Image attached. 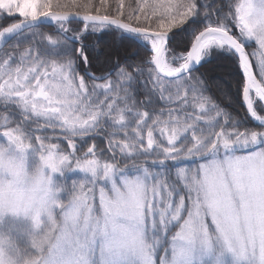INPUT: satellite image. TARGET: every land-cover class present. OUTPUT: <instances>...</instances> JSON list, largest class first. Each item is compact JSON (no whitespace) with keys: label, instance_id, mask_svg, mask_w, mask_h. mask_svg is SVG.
Returning <instances> with one entry per match:
<instances>
[{"label":"snow or ice","instance_id":"obj_1","mask_svg":"<svg viewBox=\"0 0 264 264\" xmlns=\"http://www.w3.org/2000/svg\"><path fill=\"white\" fill-rule=\"evenodd\" d=\"M0 264H264V0H0Z\"/></svg>","mask_w":264,"mask_h":264},{"label":"rangeland","instance_id":"obj_2","mask_svg":"<svg viewBox=\"0 0 264 264\" xmlns=\"http://www.w3.org/2000/svg\"><path fill=\"white\" fill-rule=\"evenodd\" d=\"M175 227H176L175 224L170 225L168 228V234L166 236H162L160 238V242H159L157 249H156L157 255H159L161 251L165 250L168 247V245L170 244L171 234L175 230ZM204 259L207 260L208 258L205 257Z\"/></svg>","mask_w":264,"mask_h":264},{"label":"trees","instance_id":"obj_3","mask_svg":"<svg viewBox=\"0 0 264 264\" xmlns=\"http://www.w3.org/2000/svg\"><path fill=\"white\" fill-rule=\"evenodd\" d=\"M255 70V69H254ZM221 103L224 105V106H227L229 104V101L227 100H221Z\"/></svg>","mask_w":264,"mask_h":264}]
</instances>
